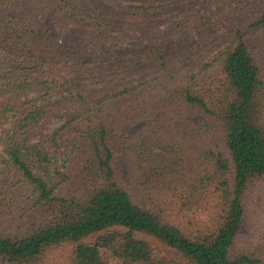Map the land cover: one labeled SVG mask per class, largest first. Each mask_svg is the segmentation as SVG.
<instances>
[{"label":"trees","instance_id":"16d2710c","mask_svg":"<svg viewBox=\"0 0 264 264\" xmlns=\"http://www.w3.org/2000/svg\"><path fill=\"white\" fill-rule=\"evenodd\" d=\"M6 125L0 264H264V0H0Z\"/></svg>","mask_w":264,"mask_h":264},{"label":"rangeland","instance_id":"374dc122","mask_svg":"<svg viewBox=\"0 0 264 264\" xmlns=\"http://www.w3.org/2000/svg\"><path fill=\"white\" fill-rule=\"evenodd\" d=\"M204 0H198V2H202ZM242 3H247V0H240ZM84 2L89 6V7H93V5L97 2H99V0H84ZM241 6V4H239ZM202 7V3L197 4L196 6H194L191 9H198ZM237 16L240 14L239 12H237L234 8H232ZM62 17L61 13L58 15V18L60 19ZM183 14H165L163 15L160 19L161 22L159 24H157L154 28L152 29H147V30H140V31H136V32H130L129 35H132L133 37H137L143 41V43L146 42H151L154 39H156L157 37H160L161 35H165L170 27L172 25L175 24V21H177L178 19L182 18ZM44 24L50 29V31L54 34H56L58 32L57 26L50 20H48L47 18L43 21ZM70 35L67 36V38H69ZM128 40H124L123 42H119L116 45H109V49H115L118 48L117 50L123 51L124 48L127 47V45H129L130 43L127 42ZM213 47V45L211 46V48ZM216 51V50H215ZM215 51L212 53V55L215 53ZM50 69L52 70L53 73L58 74V79L59 81H61V77L62 78H68L69 76H72V70L71 67L61 63V62H54L51 64ZM85 83H91V84H95L96 80L95 78H91L89 76H87ZM60 123V120L57 119H52L51 123L46 125V127L39 129L38 131H41V133L44 132H51V130L56 127L58 124ZM6 126H2L0 129H6ZM130 133V131H127L126 133H124L123 136H126ZM38 136V135H36ZM217 138V142L219 140L218 137ZM220 143V142H219ZM220 149H224V146L221 144L219 146ZM228 152V151H227ZM3 166L0 165V197L4 198V203L8 204L9 207L15 211L14 213H20L21 211H24V209L27 207L26 201L27 198L30 194V188L26 187V186H21L20 184H15L12 181H7L5 180V176L2 172ZM133 200L135 202H137V197L136 194L133 193ZM18 215V214H17ZM254 218V217H253ZM253 218H249L248 221L245 222L243 231L241 232L242 234V239L243 238H249L250 236V226L253 222ZM201 219H205V216H201ZM154 245H156L154 243Z\"/></svg>","mask_w":264,"mask_h":264}]
</instances>
